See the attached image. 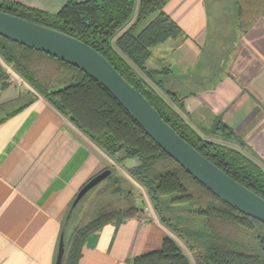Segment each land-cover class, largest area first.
Masks as SVG:
<instances>
[{"label":"crops","instance_id":"crops-1","mask_svg":"<svg viewBox=\"0 0 264 264\" xmlns=\"http://www.w3.org/2000/svg\"><path fill=\"white\" fill-rule=\"evenodd\" d=\"M14 1L56 13L69 0ZM219 1L169 0L164 11L182 33L151 47L153 77L128 61L198 135L264 170V0H225L223 9ZM31 88L0 55V264H55L78 192L104 169L122 170L41 94L15 113ZM141 210L90 233L78 264H133L166 236L195 264L155 210Z\"/></svg>","mask_w":264,"mask_h":264},{"label":"trees","instance_id":"trees-1","mask_svg":"<svg viewBox=\"0 0 264 264\" xmlns=\"http://www.w3.org/2000/svg\"><path fill=\"white\" fill-rule=\"evenodd\" d=\"M168 1L139 0L136 18L128 27L136 10V0H69L56 13L14 0H0V9L66 32L93 46L143 93L183 138L231 177L264 197L261 166L236 149L203 139L128 61L153 77V71L145 67L151 47L181 35L179 24L164 11ZM153 16L154 19L137 32L139 25ZM0 55L39 94L120 164L127 158H140L143 165L136 171L143 173L140 181L155 209L159 211L158 200L162 195H170L172 203L188 201L201 205L199 213L206 217L213 239L208 256L212 264H264V222L233 207L188 173L101 83L56 56L1 34ZM56 85L58 88L51 89ZM35 98V94H30L29 100L15 113ZM137 213L135 206L118 210L100 208L89 223L77 229L69 244L66 220L62 229L66 242L63 264H78L84 240L90 233L105 223L122 221ZM243 228L253 232L262 257L239 249ZM133 264L191 262L177 241L166 236L159 250L137 256Z\"/></svg>","mask_w":264,"mask_h":264},{"label":"water","instance_id":"water-1","mask_svg":"<svg viewBox=\"0 0 264 264\" xmlns=\"http://www.w3.org/2000/svg\"><path fill=\"white\" fill-rule=\"evenodd\" d=\"M0 34L83 70L107 88L147 134L188 173L233 207L264 222V197L231 177L183 138L143 93L93 46L71 34L1 9ZM132 160H125L123 165L131 169L127 163ZM111 174L112 169L106 168L90 179L78 192L71 211ZM65 253V236L61 233L55 264H63Z\"/></svg>","mask_w":264,"mask_h":264},{"label":"rangeland","instance_id":"rangeland-1","mask_svg":"<svg viewBox=\"0 0 264 264\" xmlns=\"http://www.w3.org/2000/svg\"><path fill=\"white\" fill-rule=\"evenodd\" d=\"M225 2V0H220L218 3L215 2V4L220 9H223L226 7ZM222 21L225 23L223 26H226L230 24L231 20L229 18L228 20L225 18L222 20L221 18V22ZM7 65L14 70L11 64L7 63ZM59 85L53 86L51 89L58 88ZM31 87V90L26 93L27 96L37 92L33 86ZM21 99L26 100L27 97L23 94ZM127 159H133L127 163L131 169H128L123 163L120 164L114 159L115 165L119 166L122 170L116 167L111 168L112 174L91 189L77 206L72 209L67 224V244L71 242L77 229L94 218L99 213L100 208L118 210L135 206L138 212H141V209L152 207L163 224L167 226L168 229L176 235L178 240L184 244V247L191 252V257L195 264H212L208 256L209 249L213 245V239L207 228L206 217L199 213L202 209L201 205H198L196 202L193 203L188 201L172 203L170 201V195H162L158 200V211L155 209L147 189L140 181V178L143 177V173L138 174L136 171V169L143 165V162L140 158L136 157ZM131 171L136 172V174ZM240 239V250L261 257L263 256L254 238L253 232L243 228L241 230Z\"/></svg>","mask_w":264,"mask_h":264}]
</instances>
